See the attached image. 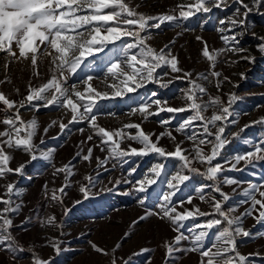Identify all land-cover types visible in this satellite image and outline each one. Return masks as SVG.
Returning <instances> with one entry per match:
<instances>
[{
    "label": "rangeland",
    "instance_id": "obj_1",
    "mask_svg": "<svg viewBox=\"0 0 264 264\" xmlns=\"http://www.w3.org/2000/svg\"><path fill=\"white\" fill-rule=\"evenodd\" d=\"M125 2L145 15H157L178 14L176 8L178 4H189L193 0H125ZM227 2L230 6L225 10L213 9L209 14H196L189 20L182 21L180 26L165 23L159 29H149L146 35L149 36L148 44L156 50L164 48L165 45L170 46L172 54L179 60V67L191 72L192 79L207 90L201 97L203 102H207L210 97L219 96L227 104L229 95L237 97L230 106L232 115L225 123V136L229 143L213 164L224 165V171L219 174L217 183L230 199L223 207L226 210L235 207L236 211L233 215L239 216L250 206V202L242 203L246 199L242 195L243 190L250 183L264 184V160L253 161L247 167L242 161L237 166L239 170H229L230 165L225 163L232 160L236 154L251 151L253 144L264 139V124L253 123L264 118V53L258 50V46L262 43L260 37H264V8L259 13L252 11L248 14L246 30L235 29L238 41L236 47L244 49V52L222 53L213 68L202 56L203 43L196 37H202L210 50L226 47L220 39L221 34L216 29L221 20L231 16L239 7L232 0ZM245 3H250V0H245ZM224 27H227V23ZM225 34L230 35V33ZM13 47L18 55L15 45ZM120 47V42H117L115 45H109L103 53H95L94 56L88 57L77 73L69 77L67 86L79 84L77 90L83 91L84 85L80 82L92 76L90 82L92 86L99 92L109 93L107 99L96 100L97 107L94 109V114L100 126L107 130H116L128 123H139L145 133L152 135L154 141L160 133L171 131L175 140L165 135L160 138L159 145L171 151L174 150L176 143H180L190 152L195 143L187 139V135H191V130L187 133L175 131L178 124L191 115L190 112L176 114L162 112L147 119H143L139 113L131 112L132 108L138 107L150 98L167 101V106L171 107L185 106L187 101L183 92L190 87L189 82L185 79H176L167 89L155 83H148L145 87L123 96H112V89L109 86L114 81L106 76V73L110 62L123 58L118 53ZM52 51L50 47L46 49L42 45L37 54L36 66L31 64V54L27 59H12L0 53V92L18 101L27 95L30 85L36 87L47 82L54 68L51 63L52 57L47 54ZM241 56H251L253 59L245 60L241 59ZM162 71L168 69L158 70V72ZM212 71L219 72L220 77L211 76ZM204 75L208 76L207 80L201 78ZM166 81L167 77L163 82ZM218 82L219 89L216 87ZM154 92L156 96L152 97L151 94ZM2 107L0 105V109ZM150 110L154 111L155 106ZM213 111L210 108L205 115L211 116ZM21 113L25 121L35 119L38 122L37 134L34 137L38 149L54 151L50 163L42 159L31 161L29 155L23 151L7 150L13 156L10 167L15 169L25 164L22 175L10 174L5 179H0V185L14 183L15 191L18 193L12 197V200L13 207L16 204L21 205L20 210L8 215L13 220L11 235L24 250L10 251L0 246V264H33L34 256L44 260L51 259L52 264H111L113 258L116 259L117 264H124V261L129 259L130 264H201L200 254L188 251L192 247V234L189 229L210 217H199L184 222V227L180 231L189 239L180 242L177 246L180 250L171 258L167 257L165 246L172 242L178 233L173 230L174 226L168 220L151 215L133 226V222L139 217L145 216L149 211L158 210V197L168 191L166 181L179 169L178 161L149 154L142 158L125 157L120 162L109 160L107 164L101 166L96 158L103 160L109 154L97 147L100 144V137L94 135L87 122L70 124L61 133L59 124L61 122L68 124L71 119L70 110L50 106L41 107L38 111L25 108L21 109ZM3 117L4 112L0 110V119ZM165 120L170 123L162 124L161 122ZM53 121L56 123L52 124ZM245 125L250 126L245 128ZM4 127L0 124V130H4ZM196 127L197 130L202 131L199 129V122H196ZM45 128H48L46 134ZM81 129L83 131H80ZM125 131L135 135L137 130L125 129ZM235 133H239V136L234 137ZM89 135H93L92 141L87 140ZM129 145L138 149L142 147L129 139H124L121 147L126 149ZM89 147H93V156L90 162H86L82 156ZM203 147L206 152L210 151V145ZM156 163L165 164V170L157 183L152 185L147 193L136 192L133 185L145 175H151L150 170ZM64 165H69L71 168V174L67 179L66 173H55L56 168ZM193 166L201 171L206 168L196 161ZM133 168L135 172L130 174ZM185 174H189L191 178L186 182V187L181 186V191L173 198L174 202L186 201L188 196H192V204L185 202L184 208L199 207L202 211L211 212V197L215 196L219 200V194L212 191V188H206L204 195L209 202H202L199 198L201 193L196 189L200 185L213 184V182L207 181L198 174L187 172ZM87 177H91V183L86 179ZM225 177L234 178L241 183L224 184ZM61 186H64L62 193L59 191ZM82 186L89 189L88 198H84L80 192ZM54 191L57 200L51 198ZM4 192L5 189L0 187V195ZM141 199H144L143 204L139 203ZM3 207L4 205L0 204V209ZM53 216L54 224L48 225L47 220ZM242 227L252 235L238 236L237 250L244 255L251 254L249 264H264V235H260L264 232V223H258L254 216H246L243 218ZM215 232L216 229H213L212 234L207 238L205 248L212 243ZM54 240L59 242L62 249L58 255L51 247ZM92 244L105 249L108 254L97 253ZM117 245L119 248L116 247ZM142 249L147 251L141 253ZM134 253L137 255H133Z\"/></svg>",
    "mask_w": 264,
    "mask_h": 264
},
{
    "label": "snow or ice",
    "instance_id": "obj_2",
    "mask_svg": "<svg viewBox=\"0 0 264 264\" xmlns=\"http://www.w3.org/2000/svg\"><path fill=\"white\" fill-rule=\"evenodd\" d=\"M232 2L239 7L234 10L231 16L221 20L216 29L221 34L220 39L224 42L225 48L210 50L209 45L202 40V37H196L203 43L202 56L211 63L213 68L218 56L222 53L240 54L244 52V49L236 47L238 41L235 29L246 30L248 14L252 11L259 13L264 8V0H250V3H245V0H232ZM229 6L227 0H193L189 4H178L176 6L178 14L145 15L137 11L136 7L130 6L125 0H0V53L12 59H27L31 54V64L36 66L37 54L43 45L46 49L50 47L53 50L47 54L52 57L51 63L54 65L51 78L40 86L30 85L27 95L20 100H12L0 92V105L3 106L0 110L4 112L0 124L5 126L4 130H0V179H5L10 174L22 175L25 169V164H21L15 169L10 167L13 156L7 150L23 151L29 155L31 161L37 159L50 163L52 161L54 150H39L34 143L38 122L35 119L25 121L21 109L30 108L38 111L41 107H62L70 110L71 119L68 124L62 122L59 124L61 133L70 124L87 122L94 135L100 137V144L97 147H100L102 152L107 151L109 154L103 160L99 157L96 158L101 166L107 164L109 160L120 162L125 157L142 158L149 154H156L165 159H175L179 162V169L166 181L168 191L158 197V210L149 211L145 216H141L133 222L134 226L139 221L146 219L147 216L156 215L161 219L168 220L174 226L173 230L178 234L172 242L165 246L168 258L180 250L177 246L182 240L189 239L180 231L184 227V222L199 217H210L205 222L196 224L189 229L192 234V247L188 251L198 252L201 256V264H249L251 254L244 255L237 250L236 238L252 235L250 231L242 227L244 217L254 216L258 223H264V184L250 183L242 193L246 198L242 203L250 202L249 208L239 216L233 215L236 208L226 210L223 207L230 197L222 191L220 184L217 183L219 174L224 171V165L213 164V161L220 156L222 149L229 143L225 136V123L232 115L230 106L237 97L229 95L227 104L219 96L210 97L207 102H203L201 97L207 90L192 79L191 72L179 67V60L172 54L170 46L165 45L164 48L156 50L148 44L149 36L146 35L149 29H159L165 23L180 26L182 21H187L196 14H209L213 9L225 10ZM109 9L111 11H107ZM226 23L227 27H224ZM225 33H230V35ZM260 39L262 43L258 46V50L264 53V37H260ZM117 42L121 44L118 53L123 58L110 62L106 73V76L111 77L114 81L109 86L112 89V96H123L145 87L148 83H155L159 87L167 89L176 79H185L189 82L190 87L183 92L187 101L185 106L171 107L167 106V101L150 98L138 107L132 108L131 112L132 114L139 113L143 119L158 116L162 112L172 114L190 112L191 115L181 121L175 129L177 133H187L191 130V135H187V139L195 143L190 152L180 143H176L174 150L171 151L159 145L160 138L165 135L175 140L171 131L160 133L154 141L152 135L145 133L139 123H128L123 128L116 130H107L100 126L97 123V116L94 114V109L97 107L96 100L97 98L107 99L109 93H102L95 89L90 83L93 79L92 76H88L80 82L84 85L83 91L77 90L79 84L67 86L69 77L77 73L88 57L94 56L95 53H103L109 48V45H115ZM14 45L18 50V55L14 50ZM241 59L251 60L253 58L241 56ZM165 68L168 71L158 72L159 69ZM220 75L219 72H211L213 77L218 78ZM166 77L167 81L163 82ZM201 78L207 80L208 76L204 75ZM216 87L219 89V82ZM151 95L155 97L156 93ZM153 106H155L154 111L150 110ZM210 108L214 111L211 116H206L205 112ZM196 122H199V129L202 131L197 130ZM55 123V121L52 122V124ZM161 123L167 125L170 121L165 120ZM253 123L264 124V118ZM249 126L245 125V128ZM125 129H136L137 131L135 135H132ZM243 130L241 129V131ZM47 131L48 128H45L44 133L46 134ZM233 135L238 137L239 133ZM93 138V135H89L87 140L92 141ZM124 139L133 140L142 147L138 149L129 145L126 149L122 148L121 144ZM207 145L211 146L208 152L203 147ZM262 145H264V139L253 144L251 151L236 154L232 160L226 161L225 163L230 165L229 170H239L237 166L242 161L247 167L253 161L264 160V146ZM92 156L93 147H89L82 159L90 162ZM194 161L206 166L205 170L201 171L193 166ZM164 170V163L154 164L150 170L151 175H145L143 179L136 181L133 185L134 190L139 193H147L149 188L157 183ZM131 172H135V169H131L130 174ZM186 172L198 174L215 185H200L196 189L201 193L199 198L202 202H209L204 195L206 188H212V191L219 194V200L215 196L211 197V212L202 211L199 207L184 208L185 202L189 205L192 204V196H188L186 201L174 202L173 198L181 191V186L186 187V182L191 178L189 174H185ZM55 173H66L67 179V176L71 174V168L69 165H64L56 168ZM86 179L91 183V177ZM223 183L237 185L241 182L225 177ZM0 187L5 189L4 194L0 195V204L4 205L0 209V246H4L6 250L10 251H23V247L19 246L11 235L10 229L13 226V220L8 215L20 210L21 205L16 204L13 207L12 200V197L18 193L12 182L0 185ZM59 191L62 193L64 186H61ZM80 192L84 198H88L89 189L87 187L82 186ZM51 198L58 199L55 191ZM139 203L143 204L144 199H141ZM54 222V216L47 220L48 225H53ZM213 229H216V232L213 235L212 243L205 248L207 238L212 234ZM260 235H264V232ZM51 247L57 255L62 251L58 241L54 240ZM92 247L97 253L108 254L105 249L95 244H92ZM116 247L119 248V245ZM144 251L147 249H142L141 253ZM133 255H137V253ZM33 264H52V261L34 256ZM111 264H117L115 258ZM124 264H130V259L125 260Z\"/></svg>",
    "mask_w": 264,
    "mask_h": 264
}]
</instances>
